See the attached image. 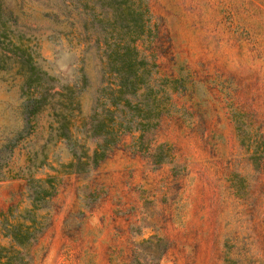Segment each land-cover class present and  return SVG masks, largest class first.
<instances>
[{
  "label": "rangeland",
  "instance_id": "obj_1",
  "mask_svg": "<svg viewBox=\"0 0 264 264\" xmlns=\"http://www.w3.org/2000/svg\"><path fill=\"white\" fill-rule=\"evenodd\" d=\"M0 1L45 96L28 118L4 57L0 249L13 250L0 264H264V0H146L142 82L116 107L119 76L85 9ZM103 118L117 141L93 167ZM32 203L33 236L13 243L6 225Z\"/></svg>",
  "mask_w": 264,
  "mask_h": 264
},
{
  "label": "trees",
  "instance_id": "obj_2",
  "mask_svg": "<svg viewBox=\"0 0 264 264\" xmlns=\"http://www.w3.org/2000/svg\"><path fill=\"white\" fill-rule=\"evenodd\" d=\"M80 8H83L89 13L91 23L98 24L99 30L96 34L101 35L99 39L100 48H103V52L106 56L105 73L114 72L119 76V83L116 85V97L113 99L112 105L116 107V104L120 95L125 91L124 88L129 86L126 92L134 93L137 90L138 85L142 82L139 72L143 71L146 64L139 56V50L136 45L137 39L144 34L146 24L148 21L149 7L146 0H75ZM7 18L3 14L2 2L0 1V69L2 68H16V72L23 78L22 87L27 89V97L24 102V108L26 116L29 118L35 115L43 102H45V96L40 92L43 81L38 74V69L34 65L33 51H30L25 45H23V34L13 29L11 24L7 23ZM103 46V47H102ZM14 55L16 59L7 67L5 58L9 59V55ZM131 73V78H126V74ZM103 96L106 94L105 87L102 88ZM109 94V92H108ZM107 94V95H108ZM109 95H112L111 93ZM73 102L75 96L69 97ZM125 101V100H124ZM93 117V118H92ZM62 128H66L67 120L69 118L64 114L62 115ZM96 117L91 116V121ZM66 130V129H64ZM96 134H109L104 137L101 142H97V148L93 150L91 155V162L93 167H97L99 163L108 156L109 150L117 141V138L113 137L111 133L112 129H109L107 120L103 118L100 120L96 127L93 129ZM62 137H67L66 131L61 134ZM75 158H77L74 155ZM70 163L71 165H81V161ZM31 180V179H30ZM29 180V181H30ZM38 181L48 184L49 188H53L52 177L45 179H39ZM49 189V190H50ZM42 194L46 197L50 192L43 190ZM32 199V198H31ZM34 199H32L33 201ZM36 205L32 203V206L23 213H19V217L22 221H16V223H7V235L11 237L13 243L22 244L28 238L33 236V230H35L34 224L36 219ZM13 213L9 209L6 213L2 214L3 218L11 216ZM12 246L1 247L0 251L10 252ZM6 256V255H1ZM9 264V263H2Z\"/></svg>",
  "mask_w": 264,
  "mask_h": 264
}]
</instances>
